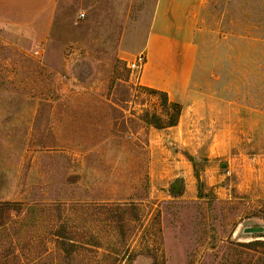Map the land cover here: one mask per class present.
I'll return each mask as SVG.
<instances>
[{
    "label": "rangeland",
    "instance_id": "obj_1",
    "mask_svg": "<svg viewBox=\"0 0 264 264\" xmlns=\"http://www.w3.org/2000/svg\"><path fill=\"white\" fill-rule=\"evenodd\" d=\"M153 1L60 0L46 40L0 38V90L37 103L0 264H264V0H204L160 128L128 68Z\"/></svg>",
    "mask_w": 264,
    "mask_h": 264
},
{
    "label": "crops",
    "instance_id": "obj_2",
    "mask_svg": "<svg viewBox=\"0 0 264 264\" xmlns=\"http://www.w3.org/2000/svg\"><path fill=\"white\" fill-rule=\"evenodd\" d=\"M60 0H0V38L26 43L49 37ZM204 0H154L145 33V56L140 82L166 91L182 102L192 73L195 47L191 33ZM179 84V85H178ZM182 88V89H180ZM36 102L0 90V199L13 195L15 170L32 127Z\"/></svg>",
    "mask_w": 264,
    "mask_h": 264
},
{
    "label": "trees",
    "instance_id": "obj_3",
    "mask_svg": "<svg viewBox=\"0 0 264 264\" xmlns=\"http://www.w3.org/2000/svg\"><path fill=\"white\" fill-rule=\"evenodd\" d=\"M146 88L150 89V91L152 92L159 94L162 106L164 107L170 106L173 108V113L169 115L166 122L162 123L161 117H156L155 115H153L151 118V121H148L147 123L153 125L155 128L171 127V126L176 125L180 117V114H181L180 104L178 102L172 101L169 98L168 93L164 90H160V89L152 88V87H146ZM259 245H264V240L256 239V240L250 241L246 246L247 247L251 246V248H255Z\"/></svg>",
    "mask_w": 264,
    "mask_h": 264
},
{
    "label": "built area",
    "instance_id": "obj_4",
    "mask_svg": "<svg viewBox=\"0 0 264 264\" xmlns=\"http://www.w3.org/2000/svg\"><path fill=\"white\" fill-rule=\"evenodd\" d=\"M83 15V13L79 14L80 17ZM145 60L146 56L143 52H139L138 54L134 55L132 60L128 63V68L130 69L131 73H139L143 68Z\"/></svg>",
    "mask_w": 264,
    "mask_h": 264
},
{
    "label": "water",
    "instance_id": "obj_5",
    "mask_svg": "<svg viewBox=\"0 0 264 264\" xmlns=\"http://www.w3.org/2000/svg\"><path fill=\"white\" fill-rule=\"evenodd\" d=\"M263 230L262 226H253V227H247L244 229L246 232H260Z\"/></svg>",
    "mask_w": 264,
    "mask_h": 264
}]
</instances>
